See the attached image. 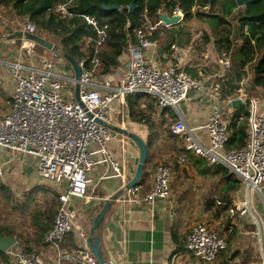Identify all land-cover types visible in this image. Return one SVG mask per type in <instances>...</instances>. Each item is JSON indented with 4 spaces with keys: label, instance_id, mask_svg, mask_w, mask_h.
Masks as SVG:
<instances>
[{
    "label": "built area",
    "instance_id": "built-area-1",
    "mask_svg": "<svg viewBox=\"0 0 264 264\" xmlns=\"http://www.w3.org/2000/svg\"><path fill=\"white\" fill-rule=\"evenodd\" d=\"M57 10L73 16L68 4H59ZM151 17L147 11L142 13V24L134 29L124 50L128 54L125 67L120 71L118 85L109 91L98 88L93 73L102 64L99 53L108 38V25L85 15V20L96 31V36L87 38L91 50L78 60L82 73L79 80L80 100L68 95L69 81L76 85L75 77L65 78L56 71V60L47 55L38 56V67L18 59L8 63L15 80V90L9 111L0 118V152L28 155L38 165L39 174L56 184L66 183L67 187L58 195L57 213L49 229L45 242L54 250V257L47 260L34 251L10 247L8 253L14 264H62L65 252L62 244L75 230L85 237L81 215L73 208L74 199L85 203L92 200L90 194V173L97 164L95 154H104L103 161H109L115 176L124 177L123 162L114 159L108 150V143L117 138L118 133L110 128L116 124L114 115L121 112L126 97L135 92L148 93L156 99L160 108L178 106L189 98L190 92H202L209 87L206 80L196 79L181 66V58L166 67L157 64L158 41L155 31L166 24L160 17ZM173 15L184 19L183 9L177 5ZM20 29L37 33V26L28 20ZM35 42L23 38L22 49L28 57L35 56ZM148 52V54H146ZM221 70L214 76L217 84H211L212 113L205 124L209 144H205L197 134V127L190 126L185 118L175 120L170 130L182 139L185 150L204 157L211 164H224L238 176L250 189L264 186V99L249 96L245 92V80L240 95L248 107V139L244 147L228 149L232 136L233 100H221V83L233 67V53L230 49L221 50ZM65 78V79H64ZM115 110V111H114ZM232 114V116H231ZM243 119V117H241ZM101 120L102 122H99ZM240 123V121H239ZM125 128V127H123ZM97 145L92 150V145ZM182 160L184 158H181ZM4 175L3 160L0 157V176ZM155 182L151 190L144 192L139 182L127 188L125 183L117 199L132 206L152 204L157 198H172L173 172L171 166L159 162L155 167ZM116 199V200H117ZM254 209L252 200L230 207L231 213L237 211L248 214ZM260 261L264 264V232L258 227L252 234ZM86 238V237H85ZM84 238V239H85ZM227 238L221 231L207 224L195 222L186 239V248L197 258L213 262L221 250L226 248ZM74 264H104L90 251L87 245L80 252Z\"/></svg>",
    "mask_w": 264,
    "mask_h": 264
},
{
    "label": "crops",
    "instance_id": "crops-1",
    "mask_svg": "<svg viewBox=\"0 0 264 264\" xmlns=\"http://www.w3.org/2000/svg\"><path fill=\"white\" fill-rule=\"evenodd\" d=\"M2 10L0 7V12ZM16 20L13 24H10L9 20H1L0 25V118L9 111L15 90V80L8 63L22 59L31 66L38 67V56L47 55V51L45 54H38L34 46L36 53L30 58L25 49H22V38L6 37L20 29L17 26L20 21ZM185 22L183 20V23ZM4 24H7V27ZM174 25H161L156 30V40L159 44L155 56L157 64L161 67L169 66L176 63L179 56L181 66L194 78L206 80L209 87L204 88L202 92H190L189 98L181 102L178 109L158 107L156 99L148 93H131L126 97V104L120 107L121 112L114 113L115 116L123 114V117H128L130 122L120 124L141 135L148 144V160L139 180L143 185V191L152 189L155 182V167L159 162H165L171 166L173 172L172 198H157L154 203L143 206L127 205L117 199L113 201L98 225L95 235L101 240L105 259L113 264H258L259 250L252 234L258 227L264 232V186L262 189H250L224 164H211L204 157L185 150L182 139L172 134L170 126L167 125V122H174L183 117L190 126L197 127L199 138L205 144H209L208 131L204 126L212 113L213 93L210 85L217 84L219 79L214 76L222 69L220 59L214 53H204L206 58L211 59V63L218 62L219 68L214 73H207V68L195 63L192 45L185 42L189 38L188 27L182 35L171 36L173 40L171 46L164 48L165 41L168 40L167 31ZM178 40L185 44L178 47ZM88 49L91 50V46L86 39L84 56L80 59L85 57ZM57 53L58 49L52 50L51 57L54 58ZM126 55L128 54L123 50L118 65L111 67L107 72H103V63L95 70L93 79L100 90L109 91L118 85L121 72L117 70L125 67ZM65 58V55H62L61 62L57 61L56 71L65 78L75 77L72 64L67 58L68 62H63ZM230 73L231 71L225 80ZM225 80L221 83L222 102L239 98L240 92L233 96H225ZM67 89L69 97L74 98L76 85L69 84ZM130 104L134 106V114L131 112ZM236 106H232V112L236 111ZM116 120H119L118 117ZM120 124L114 125L121 126ZM91 149L96 150L97 145L93 144ZM108 150L114 159L123 162L124 177L115 176L109 161H103L104 154L101 152L95 154L98 162L90 173L92 200L89 203L79 198L73 201V208L82 217L81 224L85 230V237L90 233L94 216L127 181L132 179L139 163L138 146L124 134L112 139L108 143ZM0 157L4 168V175L0 178L5 180L4 185L14 192L22 193L24 205H36L35 209H38V212L33 224L40 233L45 230L43 235L37 238V242L30 244L25 241V245H21V240L15 234H10L16 239L13 247L34 251L50 260L55 252L45 242V238L54 217L51 221L47 218L52 212V199H56L57 210L58 195L66 189L67 184H56L43 178L38 172V165L28 155L4 151L0 152ZM228 175L233 176L231 180L239 181L238 187L234 190L231 189L232 181L228 180ZM247 198L252 200L254 207L251 213L230 212V207ZM39 201L46 202L41 205ZM197 221L221 231L227 238L226 248L220 251L213 262L197 258L186 248L187 235ZM85 237H82L77 229L65 239L62 244L65 252L62 264H74L84 247ZM0 264H14L8 250H0Z\"/></svg>",
    "mask_w": 264,
    "mask_h": 264
},
{
    "label": "trees",
    "instance_id": "trees-1",
    "mask_svg": "<svg viewBox=\"0 0 264 264\" xmlns=\"http://www.w3.org/2000/svg\"><path fill=\"white\" fill-rule=\"evenodd\" d=\"M64 3L68 4L70 12L74 13L73 16L62 14L57 10L58 5ZM132 3H135V9L131 12L129 8ZM216 3L223 4L222 15L216 17L218 22L214 29L217 35L220 34V40L217 41L218 48L231 50L235 40L242 39V44L236 51L239 58L237 62L234 61L233 72L232 69L230 70L232 74L230 73L225 80V96L236 94L242 87L240 84L236 85L237 80L243 78L239 73V64L243 68L251 64L254 71L253 84L264 88V0H245L243 6H240L237 0H0V6L9 7L11 16L27 18L34 22L40 35L43 32L56 35L60 39L59 46L63 54H70L77 60L84 56L86 39L89 36H96V31L87 23L85 15L95 18L100 25L107 24L109 35L105 47L99 53L103 72L118 65L119 56L130 37H134V29L142 24L141 16L144 11L156 19L160 10L173 13L175 6L179 5L184 12L183 20H190L205 15L199 10L200 8L207 5L214 6ZM104 4L109 6L118 4L121 8L106 9L103 7ZM154 37L156 38V31ZM57 49H59L58 45ZM130 106L134 114V106L131 104ZM248 115L247 105L236 106L231 121L233 132L227 145L228 149L245 146L248 139ZM227 177L232 181L231 189L237 188L239 181L231 180L232 175ZM56 213L51 212L47 219L51 221ZM44 232L45 230L39 232V237ZM10 234L13 233L5 229L0 230V236Z\"/></svg>",
    "mask_w": 264,
    "mask_h": 264
},
{
    "label": "rangeland",
    "instance_id": "rangeland-1",
    "mask_svg": "<svg viewBox=\"0 0 264 264\" xmlns=\"http://www.w3.org/2000/svg\"><path fill=\"white\" fill-rule=\"evenodd\" d=\"M2 7V12H0V25L1 20H9L10 24H13V21L17 18L14 16H11V10L9 7ZM242 8V7H241ZM201 12H203V16L194 17L190 20H185L186 22L183 23V20L176 23L171 29L167 31L168 34V40L165 41L164 48H169L173 42L172 37H176L179 34H183L186 30V27L190 28L189 31V38L187 39V44L192 45V50L194 51L193 60L195 63H198L200 65H203L202 67L207 68V73H214L217 71V68H219L218 62H210V58H206L204 53H214L217 54L216 56L221 57V48H218L217 41L220 40V34L217 35L216 31H214L215 26L218 22V16L222 15L223 12V4L222 3H216L214 6L207 5L205 7H202L199 9ZM166 12V10H165ZM168 13V12H167ZM219 14V15H218ZM231 19L232 17H228ZM234 20V19H233ZM18 23V27L24 25L25 22L28 21L27 18H21ZM8 22V23H9ZM7 23V24H8ZM234 23L236 21L234 20ZM4 24L5 27H7ZM7 29V28H5ZM18 30V29H17ZM233 31V30H232ZM43 37L45 36L50 38L54 41L55 44L58 45V53L54 56V59L61 62L60 58L63 54V52L60 49L59 41L56 37V35L48 32H43L41 34ZM172 36V37H171ZM49 40V39H48ZM52 41V42H53ZM185 43H183L181 40H178V47L183 46ZM242 44V39L237 38L234 43V47L231 49L233 53V62H237L238 54L236 53L239 46ZM37 53L39 54H45L44 52L47 51V56L51 57L52 50L45 49V47L40 46L38 44H35ZM64 57V56H63ZM206 61L208 63H206ZM68 62L65 58V61ZM235 62L233 66H235ZM70 64V63H69ZM209 66L210 68L206 67ZM241 78L240 80H237L236 85L240 84L242 85V82L245 80V92L249 96H257L261 99H264V88L262 87H256L253 84V78H254V71L251 64L245 65V69L243 70V67L239 64ZM196 68V67H195ZM235 68L238 69L236 66ZM63 71L67 72L65 69L62 68ZM206 70V69H205ZM239 71V69H238ZM204 72V71H201ZM233 72V69H232ZM232 74V73H231ZM69 84H72V82H68ZM192 93V91H191ZM235 95V94H234ZM233 96V95H232ZM75 98V94H74ZM234 112V111H233ZM234 114V113H233ZM123 114L118 115V121L116 120L117 124L123 123V122H130L128 117H123ZM232 116V114H231ZM125 119V121L123 120ZM246 120V119H245ZM173 121L167 122L168 126H171ZM121 125V124H120ZM122 127H126L123 124ZM5 180L3 178H0V230L5 229L7 231H11L13 234H15L19 239L21 240V245H25V241L29 242L30 244H33L34 242H37V238L39 237V231L35 228L33 222L35 221L34 218L36 217V214L38 212V209L36 208V205L30 204V205H24L23 203V194L20 192H14L9 187H6L4 185ZM41 205L46 201H39ZM52 209L51 211L54 212L55 206H56V199H52ZM55 215V214H54ZM45 218V216H44Z\"/></svg>",
    "mask_w": 264,
    "mask_h": 264
},
{
    "label": "water",
    "instance_id": "water-1",
    "mask_svg": "<svg viewBox=\"0 0 264 264\" xmlns=\"http://www.w3.org/2000/svg\"><path fill=\"white\" fill-rule=\"evenodd\" d=\"M237 2L240 6H243L245 4V0H237ZM103 7L106 9H120L121 8V6L118 4H115L112 6L104 4ZM134 9H135V3H132L129 10L132 12ZM160 17L166 24H176V23L181 21L180 15H169V13H167L165 11L160 14ZM6 37L9 39L26 38L28 40L35 42L36 44H38L40 46L45 47L48 50L57 49V44H55L54 42L43 37L39 33H30V32L23 30V29H18L11 34H8ZM65 57L68 59V61L72 64V66L74 68L75 79H76V83H77L76 98H77V100H80V96H79L80 83H79V80L81 78V73H82L81 66H80L78 60L76 58H74L73 56H71L70 54H65ZM241 104H242L241 99L237 98V99L233 100L234 106L241 105ZM98 121L102 122L101 120H98ZM110 128L114 131H117V132L124 134V135L128 136L129 138H131L139 148L140 156H139V163L137 166V170H136L134 176L132 177V179L129 180V182L126 184V187L130 188V187L134 186L135 184H137L143 175V172H144L147 160H148V144H147L146 140L141 135H139V134H137L131 130H128L127 128H123L122 126H118V125H114V124L110 125ZM121 193H122V190L120 189L116 194H114L112 196V198L109 201L106 202V204H104V206L102 207L100 212L94 216V218L92 219L93 225L90 229V233L83 240L84 246L87 245V247L95 255V257L100 262H102L104 264H113V263L108 262L105 259L104 251H103L102 245H101V240H100L99 236L95 235V231H96L98 225L103 220L108 209L112 206L113 201H115ZM15 242H16V239L12 235L0 236V250H8L10 247L13 246V244Z\"/></svg>",
    "mask_w": 264,
    "mask_h": 264
}]
</instances>
